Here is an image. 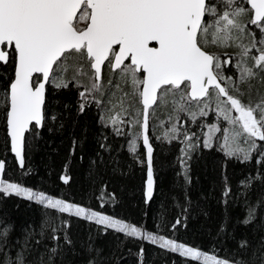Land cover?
Masks as SVG:
<instances>
[{"label":"snow or ice","instance_id":"obj_1","mask_svg":"<svg viewBox=\"0 0 264 264\" xmlns=\"http://www.w3.org/2000/svg\"><path fill=\"white\" fill-rule=\"evenodd\" d=\"M213 48L238 49L235 61L231 53ZM229 66L233 72L226 75ZM0 72L6 135L25 172L32 147L26 141L38 136L49 118L56 119L47 110L50 88L73 82L84 88L79 92L81 112L91 102L104 111L101 120L117 135H127L122 126L135 130L129 142L134 154L137 139L142 141L145 203L153 200L157 184L152 139L182 144L177 157L182 172L177 175L191 183L190 162L201 140L196 131L184 128L180 113L196 124L214 110L216 123L198 125L207 128L204 148H212L213 136L220 133L217 140L223 141L226 156L251 161L254 154L264 155V143H257L264 142V94L257 90L254 100L251 83L264 82V0H0ZM157 109L167 111L159 126H170L153 138L149 121L150 116L159 119ZM109 147L100 144L105 151ZM97 157L91 165L99 172L107 162L99 153ZM257 163V174L240 181L243 190L234 194L225 176L221 193L225 203L244 198L245 216L238 223L250 226L255 239L244 235L236 248L209 254L82 202L26 187L7 178L6 162L0 159V199L21 197L46 210L38 226L29 225L19 236L13 224L0 219V264H66L68 253L82 254L85 264H103L102 249L94 247L91 235L77 251L65 215L101 226L102 234L111 230L158 244L185 258L184 264H264V160ZM60 178L64 184L70 181L67 174ZM184 196L188 200L187 191ZM99 200L101 208L115 201L106 185L100 187ZM183 211L186 217L189 209ZM177 226L186 227L185 219L176 218L171 227ZM225 228L221 224L220 232ZM143 254L141 247L138 256Z\"/></svg>","mask_w":264,"mask_h":264},{"label":"trees","instance_id":"obj_2","mask_svg":"<svg viewBox=\"0 0 264 264\" xmlns=\"http://www.w3.org/2000/svg\"><path fill=\"white\" fill-rule=\"evenodd\" d=\"M225 51L233 57L237 52L234 48ZM232 72L231 66L225 70L227 75ZM8 74L10 75V70ZM3 75L0 72V76ZM70 77L71 73L68 74V78ZM4 83V80H0V93ZM251 83L254 85L253 99L259 98L257 90L264 94V82L253 80ZM81 91L83 88L76 82L63 89L50 88L47 110L49 117L55 116L56 119L49 118L47 126L38 130V136L27 134L30 138L26 143L32 146L25 161L28 172L19 167L10 151V139L6 135L3 116L4 103L0 101V159L6 162L7 178L22 181L24 186L33 190H46L57 198L82 202L92 206L94 210L135 223L148 232L177 239V242L196 246L210 254L218 253L221 249L227 251L236 248L237 241L244 235L255 239L250 226L238 223L245 216L244 198L229 199L225 203L221 193L225 176L234 194L243 190L240 181L257 174V170L261 169V164L257 161L264 160V155L254 154L255 159L251 161L228 157L221 151L222 140H217L220 133L215 135L212 148H204L202 141L207 128L198 125L216 123L218 118L214 110H210L206 117H198L196 124L184 113H180L184 128L196 131L201 140L194 154L195 158L190 162V184H186L183 177L177 175L182 172L177 160L182 144L179 141L152 139L154 177L157 184L154 198L147 204L144 197L146 165L140 163L144 158L141 155L144 149L140 147L142 141L137 139L138 151L134 154L129 151V142L135 130L122 126L127 135H117L111 125L105 126L100 118L103 110L94 103H88L81 112ZM157 116L159 119L150 116V137L153 138L162 137L170 126L166 125L162 132L155 128V124L167 118V111L157 109ZM101 143L109 145V150L101 149ZM97 153L107 162L100 167L99 172L91 165V161L98 159ZM65 174L70 177L68 184H64L60 178ZM102 184L115 197L114 202L108 200L103 208L100 207L99 200ZM185 191L188 200L185 199ZM250 195L254 198V193ZM184 208L189 209L186 217ZM45 211L42 206L21 197L0 199V219L13 224L17 236L29 225L38 226ZM178 217L185 219L186 227L177 226L178 230H173L171 225ZM64 218L71 221L68 231L76 242L77 251L80 252L81 242L91 235L94 247L102 249L99 259L103 264H184L185 258L160 248L158 244L111 230L102 234L101 226L93 222L67 215ZM225 223L224 232H220L221 224ZM46 242L51 244V241ZM141 247L144 250L142 257L138 256ZM65 260L66 264H85L86 257L68 253Z\"/></svg>","mask_w":264,"mask_h":264},{"label":"rangeland","instance_id":"obj_3","mask_svg":"<svg viewBox=\"0 0 264 264\" xmlns=\"http://www.w3.org/2000/svg\"><path fill=\"white\" fill-rule=\"evenodd\" d=\"M84 25L83 24H81L80 25V27H83ZM235 49V48H234ZM213 51H218V52H221V53H223V52H225V50H227V49H215V48H213L212 49ZM236 51H238V49H236ZM223 58V57H222ZM235 59H236V56H234L233 57V60L235 61ZM85 70H87V65H85ZM226 74V73H225ZM227 75V74H226ZM105 79H107V75L105 76ZM82 82H83V84H87L88 83V79L85 77V78H82ZM229 83H231V82H229ZM82 88H83V86H81ZM83 90H84V88H83ZM258 97V96H257ZM254 99H258V98H256V97H254ZM170 110V109H169ZM103 115H104V111H103ZM166 126V125H165ZM164 126V127H165ZM225 126H227L226 125V122H225ZM159 128V130L162 132V130H163V128L164 127H160L159 126V124H155V128ZM216 135V134H215ZM215 135L213 136V141H214V137H215ZM222 143H223V141H222ZM241 146H244L243 145V141H241ZM152 234H154V235H158L159 236V234H156V233H152ZM210 254V253H209Z\"/></svg>","mask_w":264,"mask_h":264},{"label":"water","instance_id":"obj_4","mask_svg":"<svg viewBox=\"0 0 264 264\" xmlns=\"http://www.w3.org/2000/svg\"><path fill=\"white\" fill-rule=\"evenodd\" d=\"M127 63V62H126ZM149 123H150V121H149ZM26 136H27V134H26ZM10 139V138H9ZM13 154V156H14V153H12ZM17 163H18V161H17ZM155 178V177H154ZM147 204H149V203H147Z\"/></svg>","mask_w":264,"mask_h":264},{"label":"bare ground","instance_id":"obj_5","mask_svg":"<svg viewBox=\"0 0 264 264\" xmlns=\"http://www.w3.org/2000/svg\"><path fill=\"white\" fill-rule=\"evenodd\" d=\"M102 116V115H101Z\"/></svg>","mask_w":264,"mask_h":264}]
</instances>
